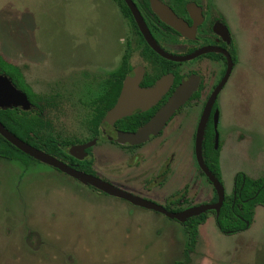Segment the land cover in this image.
<instances>
[{
  "label": "rangeland",
  "instance_id": "374dc122",
  "mask_svg": "<svg viewBox=\"0 0 264 264\" xmlns=\"http://www.w3.org/2000/svg\"><path fill=\"white\" fill-rule=\"evenodd\" d=\"M95 4L0 0V55L23 68L37 94L59 91L58 99L70 101L72 117L82 113L80 95L74 86L63 91V79L71 84L83 70L103 73L118 66L123 53L125 23L117 15L118 29L109 11ZM229 8L240 30V51L219 109V165L228 194L237 172L264 177V0H230ZM73 61L66 76L46 73L45 67L58 71ZM67 107L47 113L58 129ZM177 158L182 171L198 169L190 140L182 141ZM203 178L199 184L210 192ZM184 179L172 181L165 198L179 192ZM100 201L106 199L57 170L23 169L0 160V264H172L183 259L185 234L176 220L151 210L128 212L125 202L96 204ZM183 264H264V206L255 207L248 229L233 234L221 232L209 214Z\"/></svg>",
  "mask_w": 264,
  "mask_h": 264
},
{
  "label": "flooded vegetation",
  "instance_id": "af4514ba",
  "mask_svg": "<svg viewBox=\"0 0 264 264\" xmlns=\"http://www.w3.org/2000/svg\"><path fill=\"white\" fill-rule=\"evenodd\" d=\"M129 1L139 13L157 47L176 59L159 54L149 45L128 5ZM229 1L128 0L127 2L126 0H95V5L109 11L118 29L117 15L125 23L124 35L120 37L123 53L119 65L103 73H89L83 70L81 73H77L78 82L73 83L72 81L71 84L63 79V91L68 90L69 86H74L80 95L77 103L82 113L80 115L77 113L73 117L69 113L70 101L62 102V99H58L62 95L59 91H53L47 96L37 94L25 80L23 68L17 63L5 60L0 55L4 61L12 64L18 70L22 81L21 84L18 83L0 67V88L3 84L1 78L6 77L20 95V100L17 99L13 106H4V102H0V124L28 146L55 158L74 170L90 175L125 194L135 197L136 202L122 196L109 194L69 175L54 165L40 161L17 148L1 134L0 137L18 151L14 152L12 158H6L2 155L10 149L0 148V160L19 163L23 169H27L31 165H42L52 171L55 170L56 172L57 170L66 178L85 184L90 190L106 199V201L96 202V204H108L111 201L125 202L127 211L131 213L142 214L151 210L168 217L154 207L141 204L143 201L173 213L215 203L217 193L211 181L198 165L195 142L203 110L208 105L216 88L224 80L231 61L232 68L229 76L217 91L211 105L203 130L201 149L204 164L222 184V171L219 165V109L222 107V92L231 79L233 70L238 63L240 51V30L236 31L234 27ZM155 7L164 12L173 13L180 22L181 28L177 29L166 23L155 10ZM116 49L117 45L108 59L113 57ZM124 61H126L127 70L119 88H117V76L114 74ZM82 62L85 63L86 61L78 60V63ZM108 62L106 61L104 64L107 65ZM75 63L73 61L58 71L45 67L48 70L46 73L59 75L64 72L66 76L71 73L69 72L70 68ZM99 63L101 64V62ZM36 68H38L37 64ZM136 69L137 72H135ZM40 72L44 71L41 69ZM128 75L136 79L140 90L153 88L159 82H170L166 91L146 109L135 108L130 114L112 122L105 120L107 112L116 104L123 80ZM186 82L193 85L191 93L157 132L148 134L144 140L138 142H123L118 139L119 134L135 133L150 121L174 92ZM137 96L139 94H136ZM66 104L68 106L67 111L62 109L66 115L65 122L62 129H58L55 127V121L47 113L54 109L59 110L61 106ZM183 140L193 142L194 156L198 167V169H189L187 173L182 171L177 158ZM205 140L210 141L212 149L216 153L219 177L206 164ZM1 144L4 145L2 141ZM81 145L84 146L83 149L76 150V155H73L71 148ZM236 174L234 175L231 193L228 194L226 187L222 184L224 189L223 203L226 197L230 195L235 197L236 195ZM181 176L186 178L184 179L186 182L181 183L179 192H172L168 196L171 197V202L167 201L168 197L165 198L164 196L166 187ZM200 178L208 183L210 192H204V186L201 187L199 184L202 182ZM260 178L264 177L252 179ZM172 206H176V208L172 209ZM204 213L212 214L214 220L218 217L214 210H207L194 216ZM207 219L208 216L205 222ZM176 221L183 226L185 242L182 249L183 259L176 260L172 264L176 262L183 264L189 260L199 237L200 226L205 222L198 226V236L192 248L186 250L188 234L183 224L185 221ZM217 228L219 229L218 226Z\"/></svg>",
  "mask_w": 264,
  "mask_h": 264
},
{
  "label": "water",
  "instance_id": "95a60500",
  "mask_svg": "<svg viewBox=\"0 0 264 264\" xmlns=\"http://www.w3.org/2000/svg\"><path fill=\"white\" fill-rule=\"evenodd\" d=\"M126 1L128 2V0ZM128 5L130 6L133 15L138 21L139 27L142 30L149 45L154 50H156L159 54L167 58L176 59L172 56H169L168 54H166L165 52H163L161 49L157 47L155 42L152 40L147 28L144 26L143 21L141 17L139 16V13L135 9V7L130 3V1L128 2ZM155 10L160 14L161 18L166 23H168L169 25L173 27H176L177 29L181 28L180 22L176 19L173 13L164 12L158 7H155ZM231 68H232V64L230 61V65L226 72L224 80L216 88L215 92L212 94L211 98L209 99L208 105L203 110L200 123H199V127H198L197 136H196V142H195L196 158H197L198 165L201 168V170L205 173V175L208 177V179L211 181V183L213 184V187L217 193V201L213 204L200 205L197 207L188 208L184 211L177 212V213L168 212L163 208H159L145 201H143V203L141 204H145L147 207H152V208L154 207L158 209L159 211H162L163 213H165L168 217L176 219L180 222H184L187 218L200 214L207 210H214L216 213V216H218L220 207L223 203L224 189H223L221 182L211 173V171L204 164L203 157H202V150H201L202 149V136H203V130H204L205 123L207 121L208 115L211 110V105L215 99V95L217 91L221 88L224 81L229 76ZM135 72H137V69L135 70ZM1 80L3 81V84H1L2 88H0V102H4V106L15 105L17 102V99L20 100L19 92L16 91V89H14V87L11 85V83L7 80L6 77H2ZM169 82L170 81L159 82L153 88H148L146 90H140L136 83V79L129 75L126 76L123 80V84H122V88H121V92L118 97V100L116 104L107 112L105 116V120L112 122L118 118H121L122 116L130 114L132 110H134L135 108L146 109L147 107L151 106L166 91L169 85ZM192 87L193 85H190V82H186L182 84L174 92V94L167 101V103L157 111V113L151 118L150 121H148L145 125H143L135 133L119 134L118 139L123 142H138V141L144 140V138H146L148 134L157 132L164 125V123L169 119V117L173 114V112L177 108H179V106L183 104V102L187 99V96L191 93ZM136 94H139V96L136 97ZM0 134L3 135L9 142H11L17 148L39 159L40 161L54 165L55 167L61 169L62 171L68 173L69 175L83 182L89 183L109 194L122 196L124 198L130 199L136 202L135 197L125 194L117 190L116 188L108 184H105L104 182L90 175L74 170L73 168L56 160L55 158L28 146L26 143L19 140L14 135H12L10 132H8L1 124H0ZM83 147L84 146L82 145L75 146L71 148V153L73 155H76L75 151L83 149Z\"/></svg>",
  "mask_w": 264,
  "mask_h": 264
},
{
  "label": "trees",
  "instance_id": "16d2710c",
  "mask_svg": "<svg viewBox=\"0 0 264 264\" xmlns=\"http://www.w3.org/2000/svg\"><path fill=\"white\" fill-rule=\"evenodd\" d=\"M0 67L9 77L16 79L20 84L22 83L18 70L12 64L4 61L1 56ZM126 70V61H124L114 74V76H117V88H119ZM1 141L4 145L1 144ZM0 148L11 150H8L2 155L6 158H12L14 152L18 151L2 137H0ZM204 155L208 167L219 177L216 153H214L209 140H205L204 142ZM235 181L237 184L235 197L233 195L226 197L220 209V213L215 219L217 226L224 233H236L246 229L253 221L255 207L258 205L264 206V178L252 179L243 173H237ZM207 216V213L193 216L183 223L185 231L188 234L186 250L191 249L194 245L199 232L198 226L205 222ZM175 264L178 263L176 262Z\"/></svg>",
  "mask_w": 264,
  "mask_h": 264
}]
</instances>
